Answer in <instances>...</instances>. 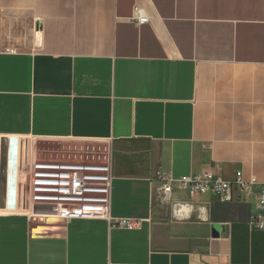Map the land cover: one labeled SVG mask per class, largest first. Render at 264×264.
Segmentation results:
<instances>
[{"label":"crops","instance_id":"0c3cea01","mask_svg":"<svg viewBox=\"0 0 264 264\" xmlns=\"http://www.w3.org/2000/svg\"><path fill=\"white\" fill-rule=\"evenodd\" d=\"M28 139L101 143L109 216L136 225L15 197ZM209 170L258 185L162 199ZM260 185L264 0H0V264H264Z\"/></svg>","mask_w":264,"mask_h":264},{"label":"built area","instance_id":"2783aa9c","mask_svg":"<svg viewBox=\"0 0 264 264\" xmlns=\"http://www.w3.org/2000/svg\"><path fill=\"white\" fill-rule=\"evenodd\" d=\"M136 24L146 22L137 7L131 18ZM161 197L168 201L173 183L187 190L192 197L209 192L220 195L222 201H231L235 191L251 192L258 182L246 179L241 172L232 182L225 181L216 170L184 176L177 180L168 174L159 177ZM112 183V166L109 152L98 163L80 161L74 163H42L33 161L29 177L15 187V197L23 198L32 206L50 208V214L64 220L107 219L112 225L132 228L136 222L114 220L109 216ZM257 208L262 212L255 226L264 230V185L258 189ZM43 213L41 217L50 216Z\"/></svg>","mask_w":264,"mask_h":264},{"label":"rangeland","instance_id":"374dc122","mask_svg":"<svg viewBox=\"0 0 264 264\" xmlns=\"http://www.w3.org/2000/svg\"><path fill=\"white\" fill-rule=\"evenodd\" d=\"M26 145V146H25ZM101 143H81L70 140H26L24 142V161L21 162L23 169L29 166L28 152L30 158L42 163H74L88 161L98 163L101 153L99 151ZM30 168V167H29Z\"/></svg>","mask_w":264,"mask_h":264},{"label":"bare ground","instance_id":"6f19581e","mask_svg":"<svg viewBox=\"0 0 264 264\" xmlns=\"http://www.w3.org/2000/svg\"><path fill=\"white\" fill-rule=\"evenodd\" d=\"M14 162L17 163V157H16L15 147L13 146V150H12V153L10 154V158H9V166H10L9 168H11L13 166ZM11 174H13V173H11Z\"/></svg>","mask_w":264,"mask_h":264}]
</instances>
